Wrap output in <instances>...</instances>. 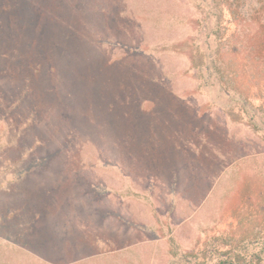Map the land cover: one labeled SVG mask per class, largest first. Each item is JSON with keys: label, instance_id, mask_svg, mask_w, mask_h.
I'll list each match as a JSON object with an SVG mask.
<instances>
[{"label": "rangeland", "instance_id": "rangeland-1", "mask_svg": "<svg viewBox=\"0 0 264 264\" xmlns=\"http://www.w3.org/2000/svg\"><path fill=\"white\" fill-rule=\"evenodd\" d=\"M263 20L257 0H0V264H199L251 230Z\"/></svg>", "mask_w": 264, "mask_h": 264}, {"label": "trees", "instance_id": "trees-1", "mask_svg": "<svg viewBox=\"0 0 264 264\" xmlns=\"http://www.w3.org/2000/svg\"><path fill=\"white\" fill-rule=\"evenodd\" d=\"M245 0H226V4L232 14H235L237 8L244 3ZM264 8V0H257ZM246 44L243 45L246 57L253 60L264 71V20L257 21V29L253 34H247L245 38ZM35 110H32L26 118L24 125L35 121ZM35 118V119H34ZM30 123V124H31ZM36 144V143H35ZM32 144V147L35 146ZM35 148V147H34ZM18 168L14 169L15 180L17 178ZM11 185L13 182L10 181ZM259 196L254 201H248L249 205L255 209L257 220L253 228L247 227L241 229L238 233L235 231H225L219 235L207 238L202 249L197 252L191 250L182 257L191 262V259H199V264H264V192L258 191ZM31 213V209L22 204L12 209V220L18 227L30 226L32 217L27 221L28 217H23L22 213ZM27 213V214H28ZM27 221V222H26ZM176 254V252H173Z\"/></svg>", "mask_w": 264, "mask_h": 264}]
</instances>
